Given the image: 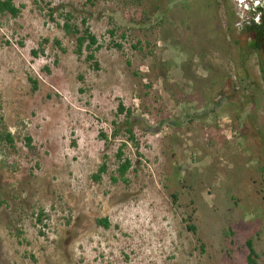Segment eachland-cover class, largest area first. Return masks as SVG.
<instances>
[{
    "label": "rangeland",
    "instance_id": "obj_1",
    "mask_svg": "<svg viewBox=\"0 0 264 264\" xmlns=\"http://www.w3.org/2000/svg\"><path fill=\"white\" fill-rule=\"evenodd\" d=\"M9 1L0 264H249L246 240L264 264V54L241 31L264 0ZM118 105L152 129L129 142Z\"/></svg>",
    "mask_w": 264,
    "mask_h": 264
},
{
    "label": "trees",
    "instance_id": "obj_2",
    "mask_svg": "<svg viewBox=\"0 0 264 264\" xmlns=\"http://www.w3.org/2000/svg\"><path fill=\"white\" fill-rule=\"evenodd\" d=\"M0 13H7L10 17H15L18 14V9L15 8L9 0H5V1H0ZM249 18L246 21V24L243 25L241 31H243L244 33H248L253 35L255 38H259V37H263L264 36V13L261 11L260 8L255 7L254 9H251L249 11ZM258 15V22L256 21V19L254 20V16ZM84 20H81V24H84ZM62 30L64 31L65 34L69 35V34H77V30H72L70 29V26L67 25L66 23H64L62 25ZM247 50L248 52H253L254 50H257L258 48V43L254 42H248L247 45ZM98 45L96 44L95 38L87 31V29H84L82 31V33L80 35H78L75 38V49H74V54L79 56L81 55L82 49H84V51H86V55L84 57V59L86 61H90L92 62V68L94 70L97 69V64L94 61L93 58V53L95 51L98 50ZM247 52V53H248ZM245 50H240L239 52V58L241 61L245 60L246 54ZM32 55H35V52L32 51L31 52ZM258 69L259 72L261 73V79L264 82V69L261 66V64L258 63ZM117 113L118 114H122L123 115V121L122 123L119 124V126L121 128H123L124 133L127 135V140L129 142H133V134H132V130L133 127L136 126L138 128H140L142 131H146V130H151V127H148L144 124H142V120L139 119L138 117H135L133 115H131L129 110H125L121 105H118L117 107ZM187 121L190 120H195L196 117L195 116H191V115H186ZM165 124V121H159L158 126L156 128H153L154 131H156L160 125ZM170 124V123H169ZM172 125H174V123H172ZM118 126V125H117ZM141 126V127H140ZM117 133L116 131H113L112 135L115 136ZM5 139L7 141H10L8 135H5ZM28 142V139L26 140ZM124 145L120 144V147L117 148V151L115 153V159L117 162L116 165V169H115V173L117 175L116 178L111 177L110 180L112 182L115 181H121L123 183L126 182L124 175L125 173L128 171V169L131 167L130 162L126 159H121V149ZM133 146L135 147L136 144L133 143ZM105 172V165L102 163L101 165L98 166L95 174H93L91 176V179L96 182L99 180V176ZM97 224H99L101 227L103 228H107V222L106 219H101L97 221ZM187 230L189 231H194V228L192 225H187ZM244 246L247 250V255H246V261L249 264L253 263V260L251 258H253L254 255V251L252 249L251 243L249 240H246L244 242Z\"/></svg>",
    "mask_w": 264,
    "mask_h": 264
},
{
    "label": "flooded vegetation",
    "instance_id": "obj_3",
    "mask_svg": "<svg viewBox=\"0 0 264 264\" xmlns=\"http://www.w3.org/2000/svg\"><path fill=\"white\" fill-rule=\"evenodd\" d=\"M251 3V0L249 1ZM256 21L258 22V15H256ZM256 42L258 43V48L257 50H254L252 53L258 55L259 52L264 54V36L255 38L253 35L249 34V42Z\"/></svg>",
    "mask_w": 264,
    "mask_h": 264
},
{
    "label": "clouds",
    "instance_id": "obj_4",
    "mask_svg": "<svg viewBox=\"0 0 264 264\" xmlns=\"http://www.w3.org/2000/svg\"><path fill=\"white\" fill-rule=\"evenodd\" d=\"M250 1V0H249Z\"/></svg>",
    "mask_w": 264,
    "mask_h": 264
}]
</instances>
